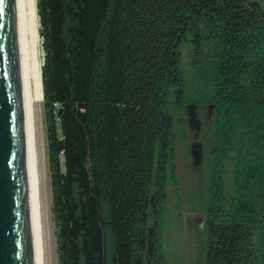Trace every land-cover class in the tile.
Listing matches in <instances>:
<instances>
[{"label":"trees","instance_id":"16d2710c","mask_svg":"<svg viewBox=\"0 0 264 264\" xmlns=\"http://www.w3.org/2000/svg\"><path fill=\"white\" fill-rule=\"evenodd\" d=\"M37 15L58 264H143L168 175L178 194L185 57L210 61L215 106L203 262L264 264V4L37 0Z\"/></svg>","mask_w":264,"mask_h":264},{"label":"water","instance_id":"95a60500","mask_svg":"<svg viewBox=\"0 0 264 264\" xmlns=\"http://www.w3.org/2000/svg\"><path fill=\"white\" fill-rule=\"evenodd\" d=\"M0 264H45L27 0H0Z\"/></svg>","mask_w":264,"mask_h":264},{"label":"rangeland","instance_id":"374dc122","mask_svg":"<svg viewBox=\"0 0 264 264\" xmlns=\"http://www.w3.org/2000/svg\"><path fill=\"white\" fill-rule=\"evenodd\" d=\"M35 17L36 18L31 26V29L33 40L37 45V59L39 67L37 80L40 98V109L38 110L37 118L38 136H40V139H38L40 144L38 146L40 156L42 155V158H40V160L43 180L42 191L45 203L44 229L47 239L45 264H58V256L56 250V227L52 213V192L47 156L46 116L45 107L43 104V87L41 79V67L43 63L44 52L42 49V39L39 33L40 25L37 13ZM184 55L186 56L188 54L185 53ZM184 63L187 87V98L185 100L184 107H187L190 104H195V98H197V90L201 86L203 87V91L205 92V104L201 105L206 108H208V106L210 105H213L212 102L208 101L212 96V90L209 86V77L211 72L210 61L207 59L203 68L198 70L199 72L190 67V63H188L187 57H185ZM198 73L204 74L203 82H199ZM207 110L208 109H204L203 112H200L199 115L201 119L205 118L208 112ZM182 116H184L183 113ZM210 126L209 124H205L206 129H204L207 145V158L205 157L202 166V173H199L194 167L190 165L191 160L187 151L190 141L186 135L185 124L182 126L177 121V124L174 127V133L176 136L174 145V164L176 168L178 194H176L175 186L171 183L168 175L166 182L167 200L163 205V209L161 211V214L159 215V218H157L159 220V223L155 228L158 234L156 237V245L158 247L157 249L163 257L161 258L162 264H205L203 262L205 253L200 248L201 245L205 242L206 238L204 236L199 237V239H201V242H199L198 240H196V236H190V232L187 228L188 226L186 225L187 221L185 214H187L190 208L193 207L192 202L195 200V192H198L196 199H200L199 205L204 206L205 204L206 207L209 205V195L207 193V188L210 185V180H208V176L211 173L214 160V153L212 152V154H210V150L213 149L212 136H214L213 129ZM209 129L210 133L207 134V130ZM183 131L185 132L184 137ZM208 136H211V142L209 143L207 142ZM227 165L230 167L229 163ZM193 218L194 216L192 215L191 219Z\"/></svg>","mask_w":264,"mask_h":264},{"label":"flooded vegetation","instance_id":"af4514ba","mask_svg":"<svg viewBox=\"0 0 264 264\" xmlns=\"http://www.w3.org/2000/svg\"><path fill=\"white\" fill-rule=\"evenodd\" d=\"M194 105L195 106L189 107L188 109L187 107H184V116H182V118L186 126V135L190 141L188 145V149L190 148L192 149L193 147H198L197 153H198L199 160H200V157L202 156L203 163H204L205 157L207 158V145H206L204 129H206L205 124H209V126L211 125L214 109H210L209 106L208 108H206L199 103L194 104ZM204 109H208L207 110L208 112L205 118L201 119L199 114L200 112H203ZM193 122L196 124V126ZM207 131H208L207 134H209L210 129ZM207 142L208 143L211 142V136H208ZM200 146H201V150L199 149ZM210 151H211L210 154H212L213 150H210ZM189 157H190V154H189ZM190 160H191V157H190ZM203 163H202V166H203ZM202 166H201V173H202ZM195 193H196L194 197L195 200L192 202L193 207L190 208L187 214H185L186 221H187L186 225L188 226L187 228H188V231L190 232V236H194V237L196 236L197 237L196 240H198L199 242H201V239H199V237L204 236L206 238L205 242L201 245V248H200L202 251L205 252L206 244L208 240L207 220L210 218V213H209L210 208L206 207L205 204L204 206L199 205L200 199H196L198 192H195ZM192 215L194 216L193 219H191ZM158 223L159 221L155 215L152 217L151 222L148 221L146 235L147 236L151 235L153 237L154 243H153L152 248L149 249L147 245V236H146V245L144 249L143 264H162L161 258L163 257L160 254L159 250L157 249L158 247L156 245V237L158 234L155 228L157 227L156 225Z\"/></svg>","mask_w":264,"mask_h":264},{"label":"bare ground","instance_id":"6f19581e","mask_svg":"<svg viewBox=\"0 0 264 264\" xmlns=\"http://www.w3.org/2000/svg\"><path fill=\"white\" fill-rule=\"evenodd\" d=\"M27 7H28V19H29V32H30V46H31V60H32V74H33V88H34V103H35V118H36V133H37V144L39 145L38 139H40V136H38V110L40 109V98H39V89H38V80H37V73L39 71L38 67V59H37V45L33 40L32 37V29L31 26L33 22L35 21V16L37 13V0H27ZM41 148V146H40ZM42 153V152H41ZM38 156H39V175H40V197H41V210H42V223H43V238H44V252L46 254V233L44 229V197H43V191H42V172H41V160L42 158L40 156L39 152V146H38ZM45 166V165H44ZM47 193V192H46ZM48 251V250H47ZM47 257V255H46ZM47 259V258H46ZM46 263V261H45Z\"/></svg>","mask_w":264,"mask_h":264}]
</instances>
